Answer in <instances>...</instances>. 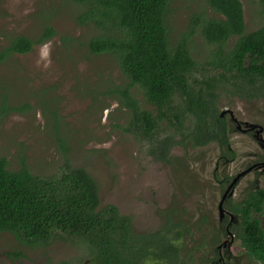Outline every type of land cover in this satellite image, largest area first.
Wrapping results in <instances>:
<instances>
[{
	"label": "rangeland",
	"instance_id": "rangeland-1",
	"mask_svg": "<svg viewBox=\"0 0 264 264\" xmlns=\"http://www.w3.org/2000/svg\"><path fill=\"white\" fill-rule=\"evenodd\" d=\"M240 1L246 32L257 30L264 23L263 6L258 0ZM86 8L74 0H0V51L16 37L36 39L47 25L56 31L27 54L0 63V157L12 171L26 164L41 176L54 174L65 161L83 167L98 185L101 206L112 204L131 216L135 231L153 232L171 219L183 224L184 241L190 245L209 231L199 225L218 218L222 183L240 173L259 146L252 137L233 131L236 158L226 166L215 143L177 145L169 163L155 161L147 153L148 143L125 130L131 112L120 104L119 90L129 80L117 58L93 54L88 46L95 37L120 31L80 24L77 16ZM203 13L219 17L205 0H172L167 26L171 45L189 35L192 56L209 70L215 46L205 41L199 25L192 31L193 19ZM131 92L143 109L155 111L138 87ZM218 106L220 112L229 109L239 120L264 126V99H240L223 89ZM227 120L231 123L230 116ZM167 124L160 122L163 130ZM249 180H241L235 200ZM259 184L264 186V174ZM260 220L264 228V213ZM89 251L74 238L58 237L32 247L11 233H0V264H95ZM244 252L236 242L240 264H264Z\"/></svg>",
	"mask_w": 264,
	"mask_h": 264
},
{
	"label": "trees",
	"instance_id": "trees-1",
	"mask_svg": "<svg viewBox=\"0 0 264 264\" xmlns=\"http://www.w3.org/2000/svg\"><path fill=\"white\" fill-rule=\"evenodd\" d=\"M74 1L87 7L77 16L80 24L120 31L95 37L88 46L93 54L117 58L129 80L119 90L120 104L131 112L125 130L148 143L149 156L169 163L172 149L186 143H216L222 154L235 155L229 150L227 121L219 111L220 91L240 99H264V23L247 33L240 0H205L219 17L203 13L193 19L192 31L199 25L205 41L215 46L209 70L192 56L189 35L171 45L167 14L172 0ZM258 1L264 8V0ZM55 35L47 25L36 39H12L0 51V63L14 54H27ZM135 86L155 113L141 107L131 92ZM163 121L168 129L160 126ZM231 208L241 220V247L264 263V228L258 217L264 210V187ZM174 227L168 221L155 233L135 232L131 216L122 215L115 205L101 206L98 185L83 167L65 161L54 174L41 176L26 164L12 171L0 157V233H11L21 244L44 246L69 237L88 245L95 264H155L158 247L168 242L164 239L173 230V235H181Z\"/></svg>",
	"mask_w": 264,
	"mask_h": 264
},
{
	"label": "flooded vegetation",
	"instance_id": "flooded-vegetation-1",
	"mask_svg": "<svg viewBox=\"0 0 264 264\" xmlns=\"http://www.w3.org/2000/svg\"><path fill=\"white\" fill-rule=\"evenodd\" d=\"M221 113L222 112H220V114ZM227 116H230L231 123L228 122ZM221 117L225 118L227 121L229 141H230L231 132L233 131L240 132L242 134L252 137L257 142L259 146V150L256 153L253 152L250 154V156H248V160L245 162L246 164L244 165L243 170L240 173H238L236 176L232 178L231 177L226 178V181L222 183V186L219 189L220 202L226 190L233 183V180L237 176L242 174L241 177L236 181V183L232 187L233 194L231 196L226 197L223 202V208H224L223 215L221 216L219 212V204H220L219 202L218 218L213 216L211 219H209V221H207L208 223L207 226H203V225L198 226V229H204L206 227H209V231L208 233H206L205 236L202 235L200 236L199 239L193 238L192 240H190L191 244L188 245V242L184 241L183 224L177 223L171 219L167 220L165 225L159 230L164 229L168 221H172L173 225H175V227L178 226V230L182 231V233L180 236H175L173 235V231L175 232V230H173L171 234H169V236H167L164 239L165 241L168 242H166L165 245H163V247H158L160 253L157 254L160 255V257L155 258V261L153 262L155 264H240L239 262L241 258L236 254V242L240 241L238 232L240 231L241 220L239 219V216L233 213L231 207L236 203H242L244 200H246L249 193H251L252 191L264 187L259 184V181L264 174V126L258 123H251V122L239 120L234 114V117L237 119L236 121L234 118H232L229 112H227L224 116ZM246 123L258 124L259 126L252 127L250 125H246ZM239 124L241 125V128H238ZM219 149L221 152V156H220V163H222L221 165L226 166L228 163H231L232 161L235 160L236 154L234 156L224 155L222 154V150L220 147ZM229 150L235 153V151L231 147V142L229 145ZM249 177H250L249 180L250 183L247 185L246 191H244L240 199L235 200L234 197L237 186L239 185V183L243 178H249ZM263 213L264 210L262 214ZM262 214L258 216L259 219ZM133 229L135 231L134 224H133ZM156 231L142 232V233L137 231L135 232L143 234V233H155ZM171 245L174 246L176 252H172ZM243 256L252 259L250 255H248L246 252L243 253Z\"/></svg>",
	"mask_w": 264,
	"mask_h": 264
},
{
	"label": "water",
	"instance_id": "water-1",
	"mask_svg": "<svg viewBox=\"0 0 264 264\" xmlns=\"http://www.w3.org/2000/svg\"><path fill=\"white\" fill-rule=\"evenodd\" d=\"M227 112H229V114H231L232 118H234L236 121L237 119L234 117V113L233 111L231 110H224L222 111L221 113V116H224ZM246 125H250L252 127H258L259 125L258 124H250V123H246ZM238 128H241V125L239 124L238 125ZM261 131V130H260ZM259 131V133H260ZM242 175V174H241ZM241 175L237 176L234 180H233V183L229 186V188L226 190L220 204H219V212H220V215L222 216L223 213H224V208H223V202L225 200L226 197L228 196H231L233 194V190H232V187L234 186V184L236 183V181L241 177Z\"/></svg>",
	"mask_w": 264,
	"mask_h": 264
}]
</instances>
